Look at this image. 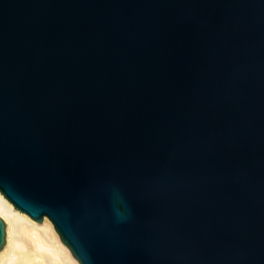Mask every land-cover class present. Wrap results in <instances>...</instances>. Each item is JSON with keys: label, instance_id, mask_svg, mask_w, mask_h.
<instances>
[{"label": "water", "instance_id": "1", "mask_svg": "<svg viewBox=\"0 0 264 264\" xmlns=\"http://www.w3.org/2000/svg\"><path fill=\"white\" fill-rule=\"evenodd\" d=\"M0 193L79 264H264V0H0Z\"/></svg>", "mask_w": 264, "mask_h": 264}, {"label": "bare ground", "instance_id": "2", "mask_svg": "<svg viewBox=\"0 0 264 264\" xmlns=\"http://www.w3.org/2000/svg\"><path fill=\"white\" fill-rule=\"evenodd\" d=\"M0 197V218L5 224L2 264H79L48 218L38 223L14 208L1 193Z\"/></svg>", "mask_w": 264, "mask_h": 264}, {"label": "snow or ice", "instance_id": "3", "mask_svg": "<svg viewBox=\"0 0 264 264\" xmlns=\"http://www.w3.org/2000/svg\"><path fill=\"white\" fill-rule=\"evenodd\" d=\"M0 199H2V197H0ZM9 236H11V232H9ZM7 249H5L6 251ZM0 264H2V261H0Z\"/></svg>", "mask_w": 264, "mask_h": 264}]
</instances>
